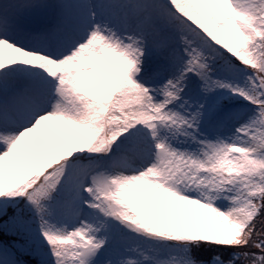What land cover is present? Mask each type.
Here are the masks:
<instances>
[{
    "label": "snow or ice",
    "instance_id": "obj_1",
    "mask_svg": "<svg viewBox=\"0 0 264 264\" xmlns=\"http://www.w3.org/2000/svg\"><path fill=\"white\" fill-rule=\"evenodd\" d=\"M0 264H264V0H0Z\"/></svg>",
    "mask_w": 264,
    "mask_h": 264
}]
</instances>
